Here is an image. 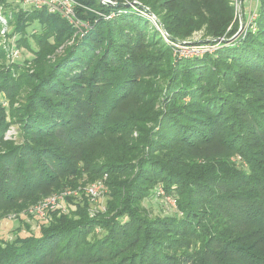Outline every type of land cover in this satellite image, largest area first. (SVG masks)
<instances>
[{
  "label": "trees",
  "instance_id": "trees-1",
  "mask_svg": "<svg viewBox=\"0 0 264 264\" xmlns=\"http://www.w3.org/2000/svg\"><path fill=\"white\" fill-rule=\"evenodd\" d=\"M77 1L82 38L46 8L0 0L8 37L32 55L10 64L0 48V219L20 217L0 264H264V0L231 43V0ZM134 1L174 41L203 32L216 52L175 62ZM105 176L93 217L84 194L35 228L20 216ZM160 184L179 215L145 207Z\"/></svg>",
  "mask_w": 264,
  "mask_h": 264
},
{
  "label": "built area",
  "instance_id": "built-area-1",
  "mask_svg": "<svg viewBox=\"0 0 264 264\" xmlns=\"http://www.w3.org/2000/svg\"><path fill=\"white\" fill-rule=\"evenodd\" d=\"M20 4L23 6H28L29 8L34 9H44L46 8L50 14L60 15L62 18L66 19L69 24L76 30L77 37H84L88 30L91 28L89 22L83 21L79 18L77 13V8L80 7L79 3L76 0H18ZM109 1V0H108ZM104 2V1H103ZM111 2V1H110ZM112 3V2H111ZM114 4V3H112ZM137 13L142 16H147L151 19L154 27L159 30L166 41H170V36L163 27L159 24L157 19L149 13L150 10L146 7L135 5L133 6ZM27 8V7H26ZM152 16V17H151ZM114 15H110L107 19L113 18ZM257 18V14L254 12H250L248 16V22L244 29V32L247 31L249 26H254L255 20ZM0 48H3L7 53V58L10 64H15L20 61V57L22 55L21 49L17 47L15 44V37L9 38V25L7 19H5L2 15V9L0 8ZM173 41V40H172ZM183 42L171 43L173 46H177L176 48H180L181 50L190 51L189 45L182 44ZM177 44V45H176ZM188 46V47H184ZM177 52V50H175ZM193 54L199 55L201 54L200 50H194ZM193 56V55H192ZM0 101L4 106H7L8 103L5 101L4 97L0 94ZM107 192L105 186V179L99 180L92 185L83 187L82 190L79 191H70L67 193L55 194L52 197H49L42 201L36 208L30 210L31 213L39 215L40 217L47 218L48 213L50 211L61 210L66 212L67 208L63 204L66 198L65 196H80L84 194L86 198L90 200L91 211L90 214L93 217L99 210L93 207V204L98 201V199ZM154 196L156 200H160L162 203L168 205L171 209H174L176 213H179L178 210V200L175 196L169 195L166 193L163 187H157ZM105 210V209H103ZM181 214V213H180ZM11 219V217L9 216ZM2 225V220H0V226Z\"/></svg>",
  "mask_w": 264,
  "mask_h": 264
},
{
  "label": "rangeland",
  "instance_id": "rangeland-1",
  "mask_svg": "<svg viewBox=\"0 0 264 264\" xmlns=\"http://www.w3.org/2000/svg\"><path fill=\"white\" fill-rule=\"evenodd\" d=\"M10 1H11V3L14 4V7L17 9V11L18 10H21L22 8H26V7L29 8L28 6H23L22 4L18 3L19 2L18 0H10ZM256 1L257 0H245V3H244L245 9L244 10H245V13H246V16L247 17L249 16V13L252 10H255L256 9V7H257ZM231 2H232V4L236 8V17H237V19H238V21H239V23L241 25V17H243L241 14H243V13H242L241 6H239V0H231ZM0 8L2 9V15H3V17L5 19H7V22H8V18H7V16H8L9 17V22H10V20L12 19V12H8L5 9V7L3 5H1V4H0ZM145 17L147 19H149L147 16H145ZM157 21L159 22L160 25L162 24L158 19H157ZM9 22H8V25H9ZM35 28H38V30H39L38 25L35 24V25H32V27H30L28 29L29 30L28 32H32ZM233 37L231 39H233ZM231 39H229V40H231ZM169 40L170 41H166L164 39V41L168 44V46H170L169 48H172L173 60L175 62H177V63L179 61H182V60H185V59H193V58H196V57H203L205 54H211L212 55V54H214L216 52L217 47H218L217 45H214L213 43H209L208 42V39H205L203 32H197V33H195L190 38V40L188 42H183V43H192L191 46H190V47H192V48H190V51L181 50L180 48H176L177 46H173L171 43H174L175 44L176 41H174L171 38V36H170V39ZM234 40H236V38ZM200 42H202V43H200ZM221 42L222 41H218V43H221ZM184 47H188V46H184ZM175 50H177V52ZM194 50H200L201 51V54H199V55L193 54V51ZM21 52H22V55L19 58L20 60L22 59L21 61H24L25 59H31L32 58V55H31V53L28 50L21 49ZM2 98H3V96H2ZM18 130H19V127L17 125L11 126L10 129H9V131L6 134V140L12 141V142H19L20 141V136H19ZM136 135H137V133L135 134V136ZM103 179H105V186H106V189H107V184H106L107 176H105ZM98 181H96V182H98ZM94 183L95 182L90 183V184H88L86 186L92 185ZM86 186L84 185V186H81L80 188L86 187ZM157 187H163V186L161 184L160 185H157L155 187V189H154V192H155V190H156ZM70 191L71 190H66V191H64L62 193H67V192H70ZM107 193L108 192H106L104 195H102L98 199V201L93 204V207L95 209H97V210H103V209H105ZM166 193H167V191H166ZM54 195H51L49 197H52ZM169 195H171V194H169ZM49 197H47V198H49ZM67 197H69V195L65 196V198H67ZM47 198L42 199L38 203L30 206L24 212L20 213V216L22 215L21 218H23L29 224H34V228H35V225H38V223L35 224V222H33V220H36L37 221L39 219V220H42V221H46L45 218L40 217L39 215H36V214L31 213L30 210L36 208L42 201H44ZM63 201H64L63 204L67 208L68 207L67 201H65V200H63ZM144 205H145L146 208L149 207L150 208V209L148 208L149 211H151V213L154 214V215L155 214H158L159 216L179 215V213L177 214L175 212V210L174 209H171L168 205L162 203L160 200H156V197L155 196H153L152 198H150L149 201L146 200ZM66 212H67V210H66ZM9 216L11 217V219L9 218ZM17 216H19V215L15 214V213H11L5 219H0V220H2V225L0 226V235L3 238H8V237L10 238V237L13 236V231H14V229H16V226L18 224V222L16 220L20 218V217L18 218Z\"/></svg>",
  "mask_w": 264,
  "mask_h": 264
},
{
  "label": "water",
  "instance_id": "water-1",
  "mask_svg": "<svg viewBox=\"0 0 264 264\" xmlns=\"http://www.w3.org/2000/svg\"><path fill=\"white\" fill-rule=\"evenodd\" d=\"M102 1H104V2L107 3V4H112V3H111L110 1H108V0H102ZM242 2H243V0H239V6H241ZM135 5L141 6V4H139V3L136 2V1H134V2H132V3H129V4H126L125 6H126V7H129V6H135ZM121 6H124V5L122 4ZM241 15H242V14H241ZM244 29H245V26H244L243 18L241 17V27H240L239 32L233 37V39H231V40H227V42H228V43H229V42H230V43L233 42V40H234L235 38H237L240 34H242V33L244 32ZM220 41H225V40L222 39V40H220ZM182 44H185V45H189V46H191L192 43H182ZM199 44H200V43H199Z\"/></svg>",
  "mask_w": 264,
  "mask_h": 264
}]
</instances>
